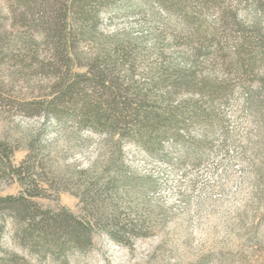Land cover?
<instances>
[{"label": "rangeland", "instance_id": "1", "mask_svg": "<svg viewBox=\"0 0 264 264\" xmlns=\"http://www.w3.org/2000/svg\"><path fill=\"white\" fill-rule=\"evenodd\" d=\"M43 1L54 0H0V197L33 194L30 200L42 209H66L85 220L95 211L90 194L98 191L110 202V221L94 223L90 242L79 248L61 235L62 250L42 256L40 248H21L11 238L8 215L0 257L14 253L17 264H264V58H255L241 77L229 67L242 42L253 49L263 43L264 14L256 19L250 3H196V26L206 36L209 60L198 68L228 80L230 92L201 104L210 119L192 125L188 137L201 141L200 158L178 164L146 154L131 138L105 142L103 133L77 125V107L93 98L88 89L76 96L77 106L68 108L61 123L44 118L43 102L65 70L44 37L50 11H41ZM100 17L98 33L127 36L148 49L156 44L174 58L188 50L177 24L163 27L138 9ZM93 48L80 43L89 56L78 64L88 63ZM147 55L146 63L153 60ZM70 72L82 69L72 65ZM244 87L255 94V109L247 105ZM166 147L169 157L178 156ZM18 167L21 177L11 170ZM28 176L35 182L24 181ZM116 231L119 241L108 235Z\"/></svg>", "mask_w": 264, "mask_h": 264}, {"label": "trees", "instance_id": "2", "mask_svg": "<svg viewBox=\"0 0 264 264\" xmlns=\"http://www.w3.org/2000/svg\"><path fill=\"white\" fill-rule=\"evenodd\" d=\"M137 1L138 4L133 6L129 3L130 0L42 2L44 8L41 11H50L44 22L46 43L51 44L53 60L59 65L60 71L65 70L43 102L44 118L61 123L69 115L68 108L77 106L76 96L88 89L93 98L82 99L80 106L75 108L74 121L81 128L103 133L105 142H112L116 137L117 140L131 138L146 154L164 161L178 164L195 162L200 158L201 141L188 138L189 128L196 124L203 126L210 119V113L203 111L201 104L206 100L212 101L216 96L225 99L230 92L228 80L215 77L209 70L204 72L198 68L199 63L201 66L209 61L204 52L207 48V43H203L206 36L201 32L200 26H196L200 15L196 9L199 6L196 4L198 0ZM154 3L162 9L154 10ZM246 3H250L258 13L256 19L264 14V0H200V7L202 4L216 7ZM132 8L145 15L149 14L154 22H162L163 27L170 22L177 24L188 44L190 43L186 48L188 50L180 51L174 58L168 56L164 49L156 47V44L148 49L142 41L127 36L117 39L116 35L98 33L97 27L102 22L100 16L103 12H126ZM149 31L152 29L149 28ZM214 35L209 39L214 41ZM82 41L94 46L86 65L78 64L82 58L89 56L81 53ZM263 43H259L258 49H253V44L249 43V51L246 50L247 47L244 48L243 42L236 47L235 57L229 64L234 75L241 77L248 74V68L255 63V58H264ZM147 54L153 56V60L151 58L148 63ZM143 64L147 66L136 78L135 72ZM72 65L80 67L82 72L72 74ZM246 103L255 109V94L252 91L247 90ZM166 146L177 152L178 156L169 157ZM113 162L114 159L111 158L107 166L110 167ZM11 170L21 177L19 167ZM32 178L28 176L24 181L34 183ZM91 185L90 189L95 187V183ZM24 195L0 197V250L8 215L11 238L18 239L21 248L31 245L33 248H40L43 252L40 249L38 252L42 256H54L62 250L64 245L59 242L61 235L79 248L84 242H90L94 223L103 219L110 221L106 214L111 206L110 202L103 200L98 191L90 194L95 211L85 220H78L66 209L58 212L42 209L30 200L35 195L27 194L28 198ZM117 233L108 232V235L114 241H119ZM0 264H17L16 254L7 252L0 257Z\"/></svg>", "mask_w": 264, "mask_h": 264}]
</instances>
